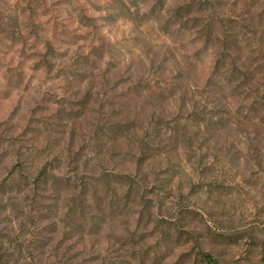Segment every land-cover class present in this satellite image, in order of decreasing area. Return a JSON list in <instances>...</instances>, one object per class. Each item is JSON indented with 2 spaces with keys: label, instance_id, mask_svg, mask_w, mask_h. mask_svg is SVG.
Segmentation results:
<instances>
[{
  "label": "rangeland",
  "instance_id": "rangeland-1",
  "mask_svg": "<svg viewBox=\"0 0 264 264\" xmlns=\"http://www.w3.org/2000/svg\"><path fill=\"white\" fill-rule=\"evenodd\" d=\"M264 264V0H0V264Z\"/></svg>",
  "mask_w": 264,
  "mask_h": 264
},
{
  "label": "trees",
  "instance_id": "trees-1",
  "mask_svg": "<svg viewBox=\"0 0 264 264\" xmlns=\"http://www.w3.org/2000/svg\"><path fill=\"white\" fill-rule=\"evenodd\" d=\"M205 256H206V259H207L211 264H214V263H215L214 259L210 256V254H206Z\"/></svg>",
  "mask_w": 264,
  "mask_h": 264
}]
</instances>
